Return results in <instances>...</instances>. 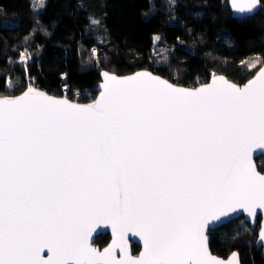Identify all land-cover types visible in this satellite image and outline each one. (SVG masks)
Listing matches in <instances>:
<instances>
[{
  "label": "snow or ice",
  "instance_id": "6c2138e0",
  "mask_svg": "<svg viewBox=\"0 0 264 264\" xmlns=\"http://www.w3.org/2000/svg\"><path fill=\"white\" fill-rule=\"evenodd\" d=\"M102 87L83 107L33 89L0 98V264H221L206 232L264 209L251 162L264 149V70L243 88L220 77L187 90L148 73H105ZM101 222L115 237L102 252L89 243Z\"/></svg>",
  "mask_w": 264,
  "mask_h": 264
},
{
  "label": "trees",
  "instance_id": "16d2710c",
  "mask_svg": "<svg viewBox=\"0 0 264 264\" xmlns=\"http://www.w3.org/2000/svg\"><path fill=\"white\" fill-rule=\"evenodd\" d=\"M260 2L255 15L235 19L227 0H44L41 11L32 0H0V97L34 87L87 103L98 93L101 71L145 69L191 88L214 74L243 84L264 64ZM21 53L32 60L21 64ZM256 163L264 173V157ZM209 238L219 257L237 252L241 264H264L256 230L242 218ZM107 240L100 235L95 244L101 248Z\"/></svg>",
  "mask_w": 264,
  "mask_h": 264
},
{
  "label": "water",
  "instance_id": "95a60500",
  "mask_svg": "<svg viewBox=\"0 0 264 264\" xmlns=\"http://www.w3.org/2000/svg\"><path fill=\"white\" fill-rule=\"evenodd\" d=\"M260 1L261 0H259V2L257 4V7L254 9V11L252 13H239V12H237L235 10V8H233L232 0H227L228 7H229V10L231 12V16H232V18H235V19H243V18H248V17H251V16L255 15L261 8V2ZM262 70H264V64L253 74L252 77H250L243 84H237V83L229 80L228 78H226L224 75L217 74V75H214L207 83L201 84V85H199V86H197L195 88L180 86L178 84H175V83H173V82H171V81H169V80H167V79H165V78H163V77H161L159 75H156V74L152 73L149 70H145V69L137 70V71H135V72H133L131 74H128V75H117V74H114V73H109L107 71H101V73H100V81H99L98 87H97L98 93H97L96 97L92 101L87 102V103H79V102H76V101L69 100L66 97H56V96L47 94L46 92L41 91V90L36 89V88H33V87H29V88L25 89L23 92H21L20 94L15 95V96H3V97H0V98H17V97H20L23 94H25L29 89H33L35 91L41 92V93L51 97V98H55V99H58V100H67L71 104L83 107V106L92 105V104L95 103L96 100L99 99L100 94L103 92L102 85L104 84V74L105 73H107L108 75H111V76H115L117 78L131 77V76L136 75L137 73H148V74H150L152 76H156V77H159V78L167 81L168 83L172 84L174 87L183 88V89H187V90H195V89H198L200 87H203L205 84H211L214 78H220V77H223L229 83H231V84H233V85H235L237 87L243 88L245 85L248 84L249 81L255 79ZM260 156L264 157V149H254L253 153H252V161L251 162H252L253 166L255 167L256 171L258 173L264 175V173L260 172L258 170V168H257L256 159L258 157H260ZM255 212H256V214L252 215L249 212L245 211L244 209L238 208L235 212L230 213L229 217L227 218V220H225L221 225L217 226L214 230L219 229V228H221L223 226H226L227 224H229L230 222H232V221H234V220H236L238 218H242L245 223L250 225V229L251 230H256L255 247H256L257 250L261 251V257L264 259V239H261V233H262V231H264V209H256ZM209 232L210 231L206 232L208 254L211 257H213L214 259L220 261L221 264H229V261H233V260H236V261H238V264H241L239 254L237 252L231 253L226 258H222V257H219V256L213 254L211 252L210 248H209V246H210L209 245L210 239H209V236H208ZM100 235H108V237H109V241L107 242V244L105 246L101 247V248L98 245H95V241L97 240V238ZM114 240H115V237L113 235L111 226L109 224H105V223L101 222L98 226L95 227L94 231L92 232V235H91V237L89 239V243L94 249L99 250V251L102 252L105 248L111 247ZM134 246L138 247V251H136V253L133 252V247ZM124 249H125V251H126V253L128 255H131L134 258H138L140 256V254L144 250L143 241L140 239L139 236L133 235L131 232H129L124 237ZM115 253H116L117 259H119L120 255H121L120 249L116 248ZM233 254H236V255L234 256ZM41 256L43 258H45V259L47 258V250L46 249L41 253Z\"/></svg>",
  "mask_w": 264,
  "mask_h": 264
},
{
  "label": "rangeland",
  "instance_id": "374dc122",
  "mask_svg": "<svg viewBox=\"0 0 264 264\" xmlns=\"http://www.w3.org/2000/svg\"><path fill=\"white\" fill-rule=\"evenodd\" d=\"M33 1V7H34V10L35 11H41L42 9H43V5H44V0H32ZM154 41L155 42H159V39H157V36H155L154 37ZM165 41L167 42V43H172L171 42V40H168V39H165ZM29 56H30V59L32 60V55L31 54H29ZM29 56H28V54L27 53H25V55L21 58L22 59V61H26L24 64L23 63H21V60H20V63L21 64H23V65H26L27 63H29L28 61H30V59H29ZM214 75H217V74H214ZM213 75V76H214ZM213 76H211V77H213ZM27 80H26V82H27V84H30V85H33V83L32 82H30V80L28 79V78H26ZM210 80V79H209ZM207 83V82H206ZM34 88V87H33ZM37 89V88H36ZM9 91H12V89H9ZM23 92V91H22ZM8 96H15V95H8ZM3 97V96H2ZM77 102V101H76Z\"/></svg>",
  "mask_w": 264,
  "mask_h": 264
},
{
  "label": "flooded vegetation",
  "instance_id": "af4514ba",
  "mask_svg": "<svg viewBox=\"0 0 264 264\" xmlns=\"http://www.w3.org/2000/svg\"><path fill=\"white\" fill-rule=\"evenodd\" d=\"M219 229H220V228H219ZM216 231H217V229H216V230H211V231L209 232V235H208V236H210L212 233H214V232H216ZM209 239H210V238H209ZM108 241H109V237H108L107 242H108ZM107 242H106V244H107ZM106 244H105V245H106ZM95 245H96V244H95ZM105 245H104V246H105ZM99 247H100V246H99Z\"/></svg>",
  "mask_w": 264,
  "mask_h": 264
},
{
  "label": "built area",
  "instance_id": "2783aa9c",
  "mask_svg": "<svg viewBox=\"0 0 264 264\" xmlns=\"http://www.w3.org/2000/svg\"><path fill=\"white\" fill-rule=\"evenodd\" d=\"M22 63H25V61H22Z\"/></svg>",
  "mask_w": 264,
  "mask_h": 264
}]
</instances>
